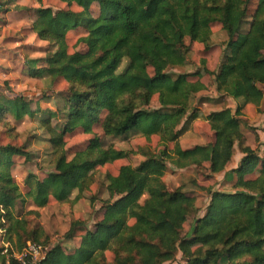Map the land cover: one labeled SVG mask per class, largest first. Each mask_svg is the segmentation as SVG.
I'll list each match as a JSON object with an SVG mask.
<instances>
[{
	"label": "trees",
	"instance_id": "obj_1",
	"mask_svg": "<svg viewBox=\"0 0 264 264\" xmlns=\"http://www.w3.org/2000/svg\"><path fill=\"white\" fill-rule=\"evenodd\" d=\"M7 1L0 0V12ZM58 1L75 5L79 11L36 10L32 30L39 40L54 45L57 54L28 59L25 67L30 78L45 76L70 85L64 120L52 126L59 112L34 110L32 102L21 96H0V233L4 243L16 252L27 242L47 247L49 238L36 220L38 212L16 215V203L30 201L41 209L50 200L69 201L74 192L76 202L89 190L97 168L138 154L143 160L137 166H121L115 176L107 177L102 218L93 229L83 230L79 245L65 253L62 244L55 243L38 264H264V158L257 149L243 146L240 107L234 113L224 108L208 114L205 120L214 140L184 149L179 139L198 117L195 109L190 110V102L206 85L198 70L177 75L166 72L186 65L190 49L186 38L208 52L210 27L219 24L226 34V47L213 73L215 91L242 99L243 106H258L264 98L259 88L264 86V0ZM253 3L247 31L242 33ZM94 5L96 17L91 13ZM78 29L85 31L77 41L85 51L69 53L67 35ZM123 61L126 66L119 71ZM154 96L159 107L149 109ZM36 115H41L39 125L49 136L54 172L42 180L28 174L22 193L12 176L13 158L28 162L30 154L16 144L18 134L6 117L19 120ZM95 126H100L104 136L158 137L159 144L134 153L104 148L93 135L68 160L64 137L77 130L91 135ZM235 144L242 154L230 171L235 191L212 192L204 216L195 221L189 236L182 235L194 197L181 189H167L163 181L166 164L178 170L195 167L213 176L230 163ZM250 175L255 178L247 179ZM77 224L70 227L65 240L73 239ZM2 249L0 264H19L10 251L8 258L2 255ZM178 252L181 262H176Z\"/></svg>",
	"mask_w": 264,
	"mask_h": 264
},
{
	"label": "rangeland",
	"instance_id": "obj_2",
	"mask_svg": "<svg viewBox=\"0 0 264 264\" xmlns=\"http://www.w3.org/2000/svg\"><path fill=\"white\" fill-rule=\"evenodd\" d=\"M6 3L4 11L0 12V96L10 98L21 96L32 102L34 110L49 109L59 112L57 120L51 122V125L56 127L65 118L64 101L70 85L62 79H50L45 76L40 78L28 77L25 67L26 60L40 59L47 55L57 54V48L54 45H49L37 38L32 30V24L36 20V10L38 8H51L53 11H79V9L75 5L69 6L58 0H9ZM253 9L254 3L250 6L248 21L243 25L242 33L247 31ZM91 13L93 16H97L98 7L96 5L92 6ZM210 28L211 47L208 52L203 51V45L190 42L186 38L185 45L190 48L186 65L166 71L172 75L201 71L200 81L206 85V90L196 94L190 102V110L195 109L198 117L190 124L188 131L180 137L179 144L182 148L188 149L195 145L212 142L214 140L213 133L205 117L211 112L224 108H229L234 113L240 107L241 119L244 122V125L241 126L244 135L243 146L257 149L259 157L264 158V98L258 106L250 104L243 106L242 99L233 100L217 94L213 82V73L218 70L221 63L226 47V34L219 24H213ZM84 35L85 31L83 29H78L67 35L69 53L85 51V47L77 43L78 39ZM125 66L126 61H123L119 71L123 70ZM190 80L195 81L197 79L190 78ZM259 88L264 93V86H259ZM158 107L157 97L154 96L149 104V109H157ZM39 118H41V115H36L34 118L23 117L19 120H14L10 116L6 117V121L18 134L16 144L24 146L30 154V161L28 162H25L23 158H13L12 176L22 193L25 192L24 179L28 174H34L42 180L54 172L55 157L52 155L48 143L49 136L45 129L39 125ZM92 133L88 135L81 130H77L64 137L68 160H71L75 153L85 148L88 140L93 135L100 138L104 148L110 146L117 150L134 153L138 152L141 147L155 149L159 144L158 137L147 140L138 135L104 136L100 126H95ZM2 142H7V140L3 139ZM168 148L171 149L172 146L168 144ZM241 158L242 154L239 151V146L235 144L230 163L223 172L213 176H209L208 173H201L195 167L178 170L171 164H166L163 181L167 189H181L194 197L193 210L184 224L182 235L189 236L195 221L204 216L211 201L212 192L232 193L235 191L233 188L234 175L230 171L237 167ZM142 160L143 158L138 154L129 155L126 159L97 168L91 174L92 183L89 190L84 192L76 202H73L77 194L74 192L69 201L57 203L50 200L48 205L41 209L34 207L30 201L23 205L16 203L15 214L25 217L28 212L37 211L38 218L36 220L49 238V245L42 247L44 252L47 248L59 242L62 244L65 253H71L79 245L83 230L93 229L94 224L102 218V202L107 199V177L115 176L121 166L130 165L135 167ZM204 167H207V164L203 165L202 168ZM254 178V175L247 177V179ZM144 198L145 196L141 198V202ZM76 223L79 224L74 225L76 229L73 239L65 240L64 235ZM24 247L20 252L13 251V248L4 243L0 233V248H3L1 254L5 255L6 258L9 256V251L13 253L12 255L18 256L23 252ZM5 248L6 252H4ZM107 258L111 260L109 254H107ZM181 261V254L178 252L176 262Z\"/></svg>",
	"mask_w": 264,
	"mask_h": 264
},
{
	"label": "built area",
	"instance_id": "obj_3",
	"mask_svg": "<svg viewBox=\"0 0 264 264\" xmlns=\"http://www.w3.org/2000/svg\"><path fill=\"white\" fill-rule=\"evenodd\" d=\"M4 252H6V248ZM44 254L45 252L42 246L33 243H26L21 254H18V256H12L19 264H38L43 259ZM39 255L43 256L39 257Z\"/></svg>",
	"mask_w": 264,
	"mask_h": 264
}]
</instances>
